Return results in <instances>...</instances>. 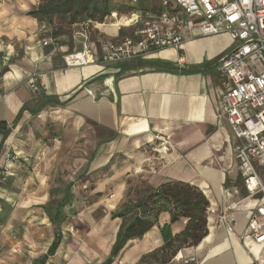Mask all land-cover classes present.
Instances as JSON below:
<instances>
[{
  "label": "crops",
  "instance_id": "obj_1",
  "mask_svg": "<svg viewBox=\"0 0 264 264\" xmlns=\"http://www.w3.org/2000/svg\"><path fill=\"white\" fill-rule=\"evenodd\" d=\"M40 4L0 0V166L14 143L18 155L27 153L15 131L34 117L42 121L48 112L58 114L69 133L87 135L88 158L59 200L68 189L60 241L50 256L55 232L42 209L49 199L21 197L9 205L13 200L3 196V208L12 209L2 223L0 240L8 251L0 254V264H39L43 258V264H105L121 226L112 213L170 181L194 185L205 195L207 235L168 259L160 227L170 217L161 213L156 226L129 240L109 264H264V244L242 239L248 234L245 211L264 203V197H246L235 158L239 142L220 113L224 78L217 65L233 47L230 37L185 40L183 68L172 49L108 64L101 61L108 47L136 38L145 15L162 9L159 0H108L111 13L103 21L50 36L53 43L47 47L41 45L48 37L43 25L28 15ZM81 29L97 61L66 68L63 56L82 49L84 40L75 36ZM33 78L37 92L31 88ZM231 203L238 206L228 212L233 219L229 231L219 219ZM185 225L184 219L172 224V236Z\"/></svg>",
  "mask_w": 264,
  "mask_h": 264
},
{
  "label": "built area",
  "instance_id": "obj_2",
  "mask_svg": "<svg viewBox=\"0 0 264 264\" xmlns=\"http://www.w3.org/2000/svg\"><path fill=\"white\" fill-rule=\"evenodd\" d=\"M159 2L162 9L155 15H145L147 21L139 29L137 37L110 45L101 61L120 64L172 49L179 52L176 64L183 68L185 58L181 51L185 40L227 34L233 47L219 58L217 65L224 78L220 113L239 142L235 158L246 197H264V185L256 171V167H264V0ZM75 36L84 40L82 49L63 56L65 67L79 68L95 63L97 59L86 43V32L81 29ZM52 43V38L48 36L41 45L47 47ZM31 88L39 91L35 78ZM160 149L167 151L166 146ZM14 159L6 153L4 162ZM6 170L7 166L2 168L1 164L0 176ZM237 206L238 203L229 204L219 219L229 231L233 219L228 212L236 210ZM244 219L248 234L243 236V241L264 244V203L247 209ZM17 249V246L12 248V253H16Z\"/></svg>",
  "mask_w": 264,
  "mask_h": 264
},
{
  "label": "trees",
  "instance_id": "obj_3",
  "mask_svg": "<svg viewBox=\"0 0 264 264\" xmlns=\"http://www.w3.org/2000/svg\"><path fill=\"white\" fill-rule=\"evenodd\" d=\"M110 13L108 0H41L39 7L28 15L45 28V25L48 26L56 19L65 20L73 27L101 22ZM44 28L43 36H46ZM64 194L60 202L42 207L55 232L47 256L55 252L60 241L59 226L65 220V207L69 206L68 189ZM208 206L209 202L199 188L179 181H170L146 190L141 199L135 202L128 200L122 203L111 215L112 219L121 220V226L105 264L111 263L129 240L143 237L156 226L161 213H167L170 217L169 223L160 227L162 250L168 259L182 247L197 245L207 235ZM181 219L186 220L184 230L172 236L170 226ZM0 223H4V218H0ZM44 260H40L39 264H43Z\"/></svg>",
  "mask_w": 264,
  "mask_h": 264
},
{
  "label": "rangeland",
  "instance_id": "obj_4",
  "mask_svg": "<svg viewBox=\"0 0 264 264\" xmlns=\"http://www.w3.org/2000/svg\"><path fill=\"white\" fill-rule=\"evenodd\" d=\"M45 26V35L52 37L71 33L74 29L67 21L59 19ZM15 132V140L26 142L27 153L18 155L13 148L14 143L8 153L16 159L4 162L5 155L2 159V168L7 166V170L0 176V218L4 219L11 213L12 208H3V196L13 200L7 203L9 205L17 203L21 197L47 198V205H54L62 198L64 188L72 183L78 175L77 171L88 158L87 135L85 137L83 132L69 133L66 123L56 113L48 112L42 117V121H37V117H34L28 126L25 125L22 130ZM256 171L264 185V167H256ZM3 229L4 225L0 223V238L4 236ZM20 235L19 231L14 233L16 239ZM7 251L8 244L0 240V254Z\"/></svg>",
  "mask_w": 264,
  "mask_h": 264
}]
</instances>
